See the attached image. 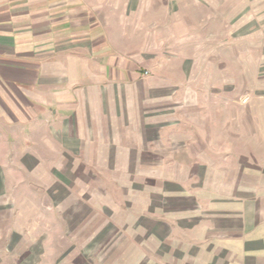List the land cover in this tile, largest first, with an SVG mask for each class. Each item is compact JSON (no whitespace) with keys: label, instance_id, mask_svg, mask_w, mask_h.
<instances>
[{"label":"rangeland","instance_id":"rangeland-1","mask_svg":"<svg viewBox=\"0 0 264 264\" xmlns=\"http://www.w3.org/2000/svg\"><path fill=\"white\" fill-rule=\"evenodd\" d=\"M93 4L156 130L74 156L0 93V264H264V0Z\"/></svg>","mask_w":264,"mask_h":264},{"label":"crops","instance_id":"crops-1","mask_svg":"<svg viewBox=\"0 0 264 264\" xmlns=\"http://www.w3.org/2000/svg\"><path fill=\"white\" fill-rule=\"evenodd\" d=\"M102 11L93 0H0V93L23 109L25 124L40 126L45 142L53 136L74 156L120 148L129 114L139 135L143 125L156 130L133 112L138 88L127 84L132 71L117 47L124 33L120 42Z\"/></svg>","mask_w":264,"mask_h":264}]
</instances>
